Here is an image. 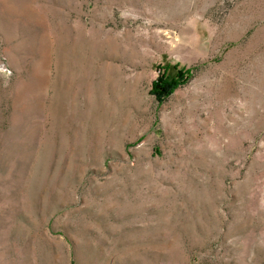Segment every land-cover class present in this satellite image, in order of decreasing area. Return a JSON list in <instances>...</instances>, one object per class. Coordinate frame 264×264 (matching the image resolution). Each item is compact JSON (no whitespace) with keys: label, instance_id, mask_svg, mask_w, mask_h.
<instances>
[{"label":"rangeland","instance_id":"obj_1","mask_svg":"<svg viewBox=\"0 0 264 264\" xmlns=\"http://www.w3.org/2000/svg\"><path fill=\"white\" fill-rule=\"evenodd\" d=\"M0 264H264V0H0Z\"/></svg>","mask_w":264,"mask_h":264},{"label":"trees","instance_id":"obj_2","mask_svg":"<svg viewBox=\"0 0 264 264\" xmlns=\"http://www.w3.org/2000/svg\"><path fill=\"white\" fill-rule=\"evenodd\" d=\"M165 71L168 70L167 67L162 68ZM178 77V78H177ZM177 77H171V76H162L159 79H157L153 86H154V92L158 95V97H166L177 87L178 80L181 78L177 75ZM177 78V79H176Z\"/></svg>","mask_w":264,"mask_h":264}]
</instances>
